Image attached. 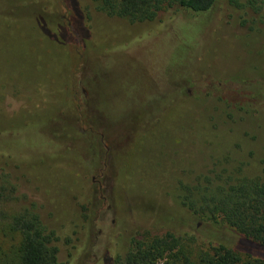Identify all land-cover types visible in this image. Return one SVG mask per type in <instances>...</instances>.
I'll use <instances>...</instances> for the list:
<instances>
[{"label":"rangeland","instance_id":"rangeland-1","mask_svg":"<svg viewBox=\"0 0 264 264\" xmlns=\"http://www.w3.org/2000/svg\"><path fill=\"white\" fill-rule=\"evenodd\" d=\"M5 1L53 35L39 36L32 21L0 27V172L18 187L13 206L34 204L56 231L61 260L92 264L110 247L124 255L145 229L170 231L197 251L234 247L240 237L228 224L183 202L199 200L195 187L208 176H255L264 166V17L218 0L208 12L182 13L174 39L151 24L115 23L88 1L98 29L81 43L58 38L64 22L46 0ZM141 34L143 47L129 50ZM166 85L184 98L152 100L157 121L144 127L148 113L128 132L131 113L149 108L150 86L168 96ZM96 118L114 146L106 175Z\"/></svg>","mask_w":264,"mask_h":264},{"label":"trees","instance_id":"trees-1","mask_svg":"<svg viewBox=\"0 0 264 264\" xmlns=\"http://www.w3.org/2000/svg\"><path fill=\"white\" fill-rule=\"evenodd\" d=\"M88 1L96 6L97 12L105 14L115 23L122 21L134 26L151 24L154 29L159 30L157 35L177 39L180 31L176 24L181 21L179 18L182 13L208 12L218 0H46L47 8L62 17L64 22L59 27L58 38L83 43L89 34L98 29H93L90 24L91 4ZM227 1L233 6L249 7L264 17V0ZM7 4L5 0H0V27L13 30L15 27H21L22 21H32L39 36L44 38L48 34L53 35L46 23L38 20L36 15L22 18ZM218 19L224 20L223 17ZM174 29H178L176 34H173ZM61 33L67 35L66 39ZM150 36L149 34V39ZM147 37L143 34L136 37V41L128 47L129 50L143 47ZM136 42H140L141 46H137ZM95 64L103 82V78H106V74H102L103 63L95 60ZM203 74L207 76L206 73ZM166 87L172 90V94L166 96L165 89L163 92L159 87L154 89L150 86L149 108L140 107L138 112L131 113V120H136V123L133 121L130 124L128 132L140 128V121L144 122L148 113L149 124L144 122V127L148 129V125L151 127L157 121V114L150 106L152 100L173 101L177 94L184 98L180 88H172L171 85ZM139 95L145 98V94ZM260 105L257 121L261 133L258 135L263 140L264 101ZM99 122L101 121L96 118L97 137L101 146H106V143L108 146L104 152L103 164L106 175L113 171L110 170V165L114 146L110 139L104 136L107 131L101 130ZM261 162L264 164V159ZM225 172H217V179L206 177L205 185H201L199 181L200 185L195 187L199 190V200L184 201L183 204L211 222L228 224L240 237L234 247L217 244L197 251L186 243L183 237L170 231L154 233L145 229L132 237L130 248L124 255H115L114 249L110 247L92 264H264V166L255 176L243 175L242 169L226 176ZM115 177L117 178L116 175ZM17 192L18 187L11 176L0 172V264H68L60 258V237L55 230L49 229L43 223L35 205L14 207L19 201Z\"/></svg>","mask_w":264,"mask_h":264}]
</instances>
